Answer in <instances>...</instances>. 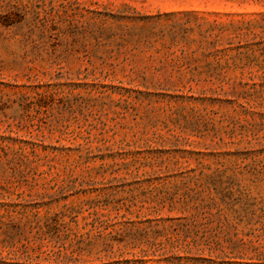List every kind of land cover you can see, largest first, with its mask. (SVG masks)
I'll return each mask as SVG.
<instances>
[{
	"label": "rangeland",
	"instance_id": "obj_1",
	"mask_svg": "<svg viewBox=\"0 0 264 264\" xmlns=\"http://www.w3.org/2000/svg\"><path fill=\"white\" fill-rule=\"evenodd\" d=\"M6 13L20 28H0V264H264V0H0ZM186 13L240 28L213 93L147 90L163 50L99 37L116 15ZM65 204L77 212L48 233Z\"/></svg>",
	"mask_w": 264,
	"mask_h": 264
},
{
	"label": "trees",
	"instance_id": "obj_2",
	"mask_svg": "<svg viewBox=\"0 0 264 264\" xmlns=\"http://www.w3.org/2000/svg\"><path fill=\"white\" fill-rule=\"evenodd\" d=\"M9 14L6 13L0 17V28H20L18 27L20 20L16 22ZM164 16L169 18L172 14L164 13ZM186 16L184 21H176L169 25L167 21L164 22L162 14L127 17L116 15L113 17L116 21V30L101 29L99 37H105L110 41L142 43L146 47L157 46L163 50V55L154 65L155 71L151 75L158 74V83H155L154 77L147 75L140 78V85L147 90L159 88L185 93H213L215 86L224 81L221 75L236 66L237 55L231 53L233 51L231 46H233L235 38L238 37L237 30L240 28H234V24L228 26L218 20L209 21L192 13H186ZM123 20H126L130 25L124 24ZM29 33L32 34L33 29L30 28ZM194 35L197 37H193ZM51 203L43 202L42 206H51ZM0 206L3 205L0 204ZM63 206L65 210L60 208L54 213L46 210V221L43 226L48 233L57 231L59 220L77 212L76 206L67 204ZM24 210L22 209L20 212L27 213L29 211ZM39 211V207L30 210L33 212L29 215L31 225L36 224L37 219H40ZM0 220H2L1 215ZM118 236H122L121 233L111 236L108 243L109 248L113 249L117 244L123 243V240Z\"/></svg>",
	"mask_w": 264,
	"mask_h": 264
}]
</instances>
